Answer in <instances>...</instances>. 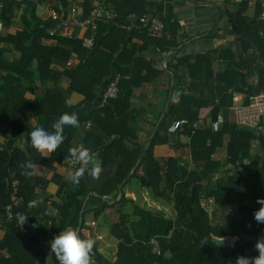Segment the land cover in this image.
<instances>
[{
  "label": "trees",
  "instance_id": "trees-1",
  "mask_svg": "<svg viewBox=\"0 0 264 264\" xmlns=\"http://www.w3.org/2000/svg\"><path fill=\"white\" fill-rule=\"evenodd\" d=\"M97 1L116 11L118 17L112 22H99L95 47L86 50L82 41L75 37H51L46 23L37 17V4L32 0H0V22L7 25L12 24L16 8H27L23 29L16 35L0 37V42L9 44L22 54L19 63H9L3 60V52L0 50V62L6 66L9 75L14 70L23 74L22 76L32 78L31 80L37 78L43 83L54 85L62 78H67L69 89L84 97L83 105L69 107L53 87L45 91V96L38 103L28 102L24 100L28 87L22 82L21 76L17 87L21 91L20 97H12V100L6 102L3 94H8L7 82L0 89V134H4L3 127L9 126L14 130L13 138L18 140L23 137L27 147L25 152L17 148V155L13 159L5 147H0V222L2 227H7V235L0 246L9 254L0 264H47L41 240L51 242L66 229L77 231L81 212L88 198L82 230L88 228V217L97 220L106 214L110 234L117 242L112 260L101 253L96 243L91 264H235L237 258L247 257V253L254 250L255 244L245 243L240 247L224 249L216 246L212 238L240 239L258 236L262 239L264 224H258L254 215L264 207L257 202L264 199V157L258 156L248 165L245 162L250 157L255 142L260 143L264 152V134L228 123L219 132L212 129L194 132L192 126L199 120L200 111L212 105L217 119L227 108L228 104L223 102L224 98L228 99L227 91L235 89L240 92L241 89L236 86L241 79L244 81L245 75L236 63L221 77L219 75L215 78L214 57L210 54L178 60L177 66L187 67L190 73L188 92L178 104L170 108L153 143L144 153L145 145L139 143L137 131L131 127L130 120H127V112L134 89L147 83L152 77L151 72L156 71L152 63L138 59L135 50H128L135 36L134 30L130 35L128 29L136 23L135 28L143 26L140 32L147 45L150 43L158 46L164 52L174 47L175 42L164 44V40H155L149 34L150 26L140 22L142 18L153 14L154 18L165 25L167 32L180 29L179 25L173 23V0ZM38 4H51L63 19H69L66 14L69 0H39ZM92 9V3L84 5L83 19L90 15ZM243 9L242 12L246 10V6ZM233 22L237 34L246 45L245 52L254 49L256 58L262 63L258 67L260 91L264 89V26L253 23L241 14L235 15ZM151 39L155 43H151ZM74 54H82L83 57V61L77 66L66 68L63 73L53 69L56 61L68 65ZM243 59L241 56L240 61ZM113 64L117 74L122 77L120 94L116 100L101 108L102 95H97L96 91L104 82L106 85L109 83ZM214 78L216 82L223 84V91L212 97L206 96L204 91ZM11 86L15 87L14 84ZM217 98L219 101L216 102ZM99 99L100 103L96 104ZM36 107L39 111L53 108L48 115L55 117L50 118L51 125L62 113L75 112L78 115L77 127H65L64 142L52 151L51 159L47 162L50 165L62 163V156L70 155V150L73 149L70 144L83 125L93 123L100 129L98 133H87L83 139V145L90 154L99 158L102 167L100 177L93 179L85 173L78 184L63 182L59 177V191L54 202L37 200L36 188L45 184L44 180L36 175L26 177L22 174V165L26 162L36 164L28 156L37 151L31 145V128L28 125L30 119L38 114ZM175 122L183 123L179 135L190 140L193 167L180 157L158 160L154 155L157 145L171 142L168 133ZM41 126L43 127L42 124L39 127ZM114 136L117 138L107 144ZM226 136L230 137V141L226 147L227 161L223 164L214 160L213 156L223 145ZM137 165L135 173L126 182ZM226 165L233 166L238 174L230 172L231 175L227 177L216 178ZM133 179L140 182L143 190L151 193L155 199L153 201L162 205L150 206L126 196L124 189L130 187L129 183ZM122 185V195L117 201ZM15 199H20L22 203L17 210L28 218L23 224V230L18 228L17 220L8 222L6 219V208L13 205ZM33 199L38 204L29 208L28 202ZM209 201L214 206L235 209L234 217L228 218L224 224H215L209 213ZM51 206L55 208L57 215L47 214ZM170 207L173 213L166 212ZM81 238L91 239L82 233ZM153 241L159 242L161 255L154 252ZM258 255L259 252L256 251L254 257Z\"/></svg>",
  "mask_w": 264,
  "mask_h": 264
},
{
  "label": "crops",
  "instance_id": "crops-1",
  "mask_svg": "<svg viewBox=\"0 0 264 264\" xmlns=\"http://www.w3.org/2000/svg\"><path fill=\"white\" fill-rule=\"evenodd\" d=\"M199 1H202L201 3L206 2L204 3L205 6L202 8H198L191 2V0H173V23L179 25L180 29L178 30L167 32L165 25L159 19L154 17L152 18V20L157 19L158 21H160L164 25V30L161 34H154L150 26L149 34L153 38H155V40H164V44H166V42H175V46L170 47L165 52L162 51V49H160L158 46L150 43L147 45L145 43V40L142 39V32H140V29L143 26L135 28L136 23H134L133 26L128 29L130 35H132L133 33L135 34L130 45L128 46V50H135L136 57L146 63H152L154 65V70L156 71V73L151 72L152 77L147 83L134 89L130 99V108L127 112V120H130L131 127L137 131L139 143L145 145V150H148L153 143V138L157 134L159 126L165 119L170 108L178 104L181 101L182 97L188 92V88L191 83L190 73L187 67H184L183 65L177 66L179 62L178 60L187 57L193 58L197 55L210 54L214 57L213 70L215 78L219 75L221 77V75L225 74L226 71H229V68L231 66H234L236 63L240 66V70L245 75V79L244 81L243 79H241L236 87H239L241 91L239 92L235 89H230L229 91H227L228 99L224 98L223 102L227 103L228 105L227 108L223 110L222 113H220V115L224 116L226 120L225 123H228L230 125L238 126L236 124L234 114L230 109L232 107L250 104L255 99L257 94L264 90L262 89L258 91V67L262 63L259 59L256 58V51L254 49L251 48L248 49L247 52H245L246 45L243 43V39L241 38V36L237 34L233 22L234 16L237 14H241L242 17L251 19L253 23L258 24L257 22L261 20L264 21V10L258 4L254 6L243 4L239 5L235 4L233 0ZM18 2H22V0H18ZM32 2L37 4L36 15L40 20L46 23V29L49 34L55 33V35L57 36H63L66 31H69L72 34L73 38L75 37L77 40L81 41L84 36L88 35L89 32H87L86 29L70 27L67 30V28L65 27V23H63L62 17L54 18L52 16L51 12L54 11L57 13V11H55L51 7V4H38L39 0H32ZM87 2L92 3L93 8L97 6H106L100 4L97 0H69V8L66 10V14L69 16L67 18L71 19L72 10L77 9V18L81 21L86 20L90 16L89 15L86 19H83L84 5ZM213 6L226 12L225 19L229 20L230 23L228 29L219 31V20L215 25L214 23L209 25V23L216 19L217 16L216 13L213 12ZM243 6H246V10L242 12V10H244ZM192 9L194 11L198 10L199 13L192 12ZM26 11L27 8L25 7L16 8L14 20L11 25L0 22L1 38H7V36L9 35H16L18 31L23 29V21L26 15ZM28 17H30V14L28 15ZM148 19L150 18L148 17ZM224 27H226L225 23ZM133 30L134 32L132 33ZM230 31H234L235 33L232 34ZM152 40L153 39H151V43H155V40L154 42H152ZM183 49H186V51H183ZM0 50L3 52V60H6L9 63H19L22 57L20 51L3 42H0ZM241 56L244 58L242 61H240ZM82 61V54H74L71 62L68 63V65L56 61L53 64V69L58 73H63L66 68H74ZM127 68L129 69L130 67ZM10 73L12 75H9L6 66L2 65L0 62V89L7 82L8 94L7 92H4L3 94L6 102L12 100V97H20L19 94L21 91L17 87H19L18 79H20L21 76L23 77L22 82L28 87V90L24 93V100L28 102L38 103L45 96V91L54 87L55 90L62 95L63 99L66 102H70L72 106L76 107L79 105H83L84 97L74 93L69 89V80L67 78H62L58 84L54 85L52 83H43L37 78L31 80L32 78L22 76L23 74L20 75L14 70H11ZM116 75L119 74H117L116 72ZM215 78L209 83L208 89L204 91L206 96L212 97L217 92L223 91V84L216 82ZM13 84L15 87L11 86ZM14 91H17V93ZM217 101H219V98L216 99V102ZM52 110L53 108H46L43 111H39L38 107H36V114L37 112L38 114L30 119L28 124L31 128V131L34 128L39 127L40 124H42L43 127H47V130H54L51 128L50 123V118L53 116H48ZM213 112L214 105L204 108L200 111L199 118L202 119L205 123L202 129H211L212 122L216 120ZM174 124H176V122ZM99 131V127H97L93 123L83 125L81 129H79L76 133L72 143L70 144L71 147L78 148L80 145H83V139L87 133H98ZM3 132L4 134H0L1 148L5 147L8 150L7 143L9 140L13 139V147L15 151L17 148L21 149L24 152L26 151L27 147L25 145L23 137L15 140L13 138L14 130L11 127H3ZM168 136L171 138V142H169L168 144L157 145L154 149L155 157L158 160L180 157L193 167V164L191 162L192 153L189 147L190 140L185 138L183 135H179V132L174 134L169 132ZM113 138L116 139L117 136H114ZM114 140L112 139L107 144H111ZM229 141L230 137L226 136L223 141V145L217 149L215 155L213 156L214 160L219 161L223 164L226 163V147ZM251 155H253V158L250 162H247L246 165L251 164L258 156L264 157V152L261 149L259 142H255L253 144ZM28 156L32 157L36 162L37 168L35 175L41 180L45 181V184H41V186L36 188L37 200L42 202L49 200L51 202L56 201L59 191L57 179L61 177L63 182L71 181V175L76 171L71 169L65 161L66 157H68L69 155L62 156V163L55 162L53 165L47 163L51 159L52 152L35 151L32 154H28ZM92 156L94 157V159H96V162L99 163V158L96 155ZM230 172H236L238 174V171H236L233 166L226 165L221 174L217 175L216 178L227 177L231 175ZM124 193L129 198H132L142 204L148 203L150 206L156 207L162 205L158 202L153 201L151 193L147 190L136 189L130 186L124 189ZM21 205L22 203H20V206ZM56 212L57 211L55 210V208L51 206V208L48 209L47 214H49L50 216L57 215ZM209 213L214 223L218 225L224 224L228 220V218L230 219V217H234L236 210L231 208L228 209L226 207L214 206L213 203H209ZM86 221L88 228L82 230V234L87 238L95 239L96 241H104L103 236H101V234H99L98 232L99 229L104 226L107 227L108 232L110 233V225L108 220L106 219V214H103L97 220H93L91 217H88ZM18 225V228L20 230L24 229V225H20L19 222ZM6 235L7 227L3 225V227L0 229V242L4 241ZM50 246V242L45 239L41 240V249L46 255L47 263L48 259L50 260V258L52 257ZM110 246H112V243H109L107 245V249H109ZM116 247L117 244L115 243L114 255L116 253ZM102 251L104 252L105 250ZM7 257H9L8 252L2 249V247L0 246V261Z\"/></svg>",
  "mask_w": 264,
  "mask_h": 264
},
{
  "label": "clouds",
  "instance_id": "clouds-1",
  "mask_svg": "<svg viewBox=\"0 0 264 264\" xmlns=\"http://www.w3.org/2000/svg\"><path fill=\"white\" fill-rule=\"evenodd\" d=\"M71 107V103L67 102ZM79 124L78 115L73 113H62L55 119L51 125L54 130H47L44 127H36L30 133L31 145L37 151L52 152L54 149L60 147L64 142V129L66 126L77 127ZM70 156L73 160L79 162L80 167L71 175V182L78 184L80 179L87 173L93 179H98L102 172V167L99 163L92 164L93 156L90 151L84 146L80 145L78 148L70 150ZM23 175L32 177L36 174L37 165L31 161L22 165ZM264 205V199L257 201ZM38 201L33 199L28 202V207L37 206ZM26 218L24 215L18 216V222L23 225ZM254 219L258 224H264V207H261L255 212ZM214 238V237H213ZM212 238V239H213ZM51 243V252L56 256L59 264H91L94 255V246L96 241L94 239H83L76 230H62L54 237ZM256 248L259 255L254 258L239 257L235 264H264V239L258 240Z\"/></svg>",
  "mask_w": 264,
  "mask_h": 264
},
{
  "label": "built area",
  "instance_id": "built-area-1",
  "mask_svg": "<svg viewBox=\"0 0 264 264\" xmlns=\"http://www.w3.org/2000/svg\"><path fill=\"white\" fill-rule=\"evenodd\" d=\"M235 4H243V5H259L264 10V0H233ZM52 16L54 18H61V16L58 14V12L52 11ZM118 17V14L116 11L109 9L106 6H97L93 8V10L90 13V16L84 20L81 21L77 18V9L72 10V18L69 20L63 19V23H65V27L67 30L70 27H77L81 29H86L87 32L90 33V35L84 36L82 39L83 47L86 50H92L95 47V36L98 31V23L100 21L105 22H112ZM135 18V17H133ZM142 24H147L151 26L152 32L154 34H161L164 30V25L158 21L157 19H148V18H142L140 20ZM51 37L56 36L55 33H50ZM64 37H67L69 39H72L73 36L69 31H66L63 35ZM120 82H121V76L116 75L113 79L109 81V83L106 85V88L103 91L102 99H101V108L106 107L112 100H116L119 97L120 94ZM231 112L234 114V118L236 121V124L244 129L253 130L255 132H260L264 134V90L257 94L255 99L247 105H240L238 107H232ZM226 120L223 115H219L217 119L212 122L211 129L214 132H219L223 125L225 124ZM204 121L199 118V120L193 124L192 128L194 132L201 130L204 126ZM183 126V123L176 122V124L172 125L169 129V132L174 134L178 133L180 128ZM66 163L67 165L73 169L77 170L80 165L79 162L73 160V158L69 155L66 157ZM96 159L92 160V163H90L89 168H91L92 164H95ZM17 184H15L16 186ZM21 200L15 199L14 204L11 206H8L6 208V219L8 222H12L17 220L18 216L22 215L21 212L17 210V208L20 206ZM209 203H212L209 201ZM2 228V223L0 222V229ZM154 246V252L157 255H161L160 245L158 241H153Z\"/></svg>",
  "mask_w": 264,
  "mask_h": 264
},
{
  "label": "water",
  "instance_id": "water-1",
  "mask_svg": "<svg viewBox=\"0 0 264 264\" xmlns=\"http://www.w3.org/2000/svg\"><path fill=\"white\" fill-rule=\"evenodd\" d=\"M191 2L194 4V5H196L198 8L200 7V8H202V7H204L205 6V4L204 3H206V2H203V3H201L202 1H199V0H196V1H193V0H191ZM211 5V4H210ZM192 12H194V13H199V11L198 10H193L192 9ZM213 12H215L216 13V19H214L211 23H209V25L210 24H213L214 23V25L216 24V22H218V20H219V26H218V30L220 31V30H226V29H228V27H229V20H227V19H225V16H226V12H224V11H222L221 9H219V8H216L215 6H213ZM149 18L150 19H152L153 18V15H150L149 16ZM201 19V18H200ZM224 23L226 24V27H224ZM259 25H261V26H264V21H259V22H257ZM214 25H213V27H214ZM225 28V29H224ZM232 34H234L235 32L234 31H230ZM183 51H186V49H183ZM115 75H116V68H115V65L113 64V66H112V73H111V76H110V78L108 79V80H111V79H113L114 77H115ZM105 85H106V82H104L98 89H97V91H96V94L97 95H99V96H101L102 95V93H103V91H104V88H105ZM98 103H100V99L98 100V102L96 103V104H98ZM115 138H113V140H114ZM13 145H14V140L13 139H11V140H9L8 141V143H7V148H8V151L10 152V154H11V158L13 159L15 156H16V151L14 150V147H13ZM146 151L147 150H145V152L144 153H146ZM252 158H253V155H251V157L245 162V165L247 164V162H250L251 160H252ZM140 163V162H139ZM139 163H138V165H139ZM138 165L136 166V168L133 170V172L130 174V176L127 178V180H126V182L127 181H129L130 179H131V176L135 173V170L138 168ZM125 182V183H126ZM122 187H123V185L122 186H120V194H119V198L117 199V201L120 199V197H121V195H122V191H121V189H122ZM96 196H98V195H96ZM89 199V198H88ZM88 199L86 200V202H85V204H84V207H83V210H82V212H81V218H80V224H79V228H78V230H77V232H78V234L81 236V233H82V228H83V215H84V213H85V210H86V207H87V201H88ZM103 200H105L106 201V199H104L103 198ZM116 201V202H117ZM112 204H114V203H112ZM262 239H264V234H263V238ZM258 240H260V238L258 237V236H256V237H243V238H231V237H228V238H225V239H218V238H213V243L216 245V246H218V247H220V248H224V249H232V248H236V247H240L241 245H243V244H245V243H254L255 244V248H254V250L251 252V253H247V257H251V258H254V255H255V253H256V251H257V248H256V244H257V242H258ZM50 251H51V246H50ZM251 255V256H250ZM47 264H59V261L57 260V258H56V256L52 253V257L50 258V260L48 259V263Z\"/></svg>",
  "mask_w": 264,
  "mask_h": 264
},
{
  "label": "rangeland",
  "instance_id": "rangeland-1",
  "mask_svg": "<svg viewBox=\"0 0 264 264\" xmlns=\"http://www.w3.org/2000/svg\"><path fill=\"white\" fill-rule=\"evenodd\" d=\"M129 186L131 187H134V188H138V189H142L141 185H140V182L137 180V179H133L130 183H129ZM153 200L154 197H152ZM167 207V206H165ZM208 209H209V206H208ZM167 213H173L172 211V208H168V210H166ZM99 234H101V236H103V240L104 241H99L97 240L96 243L99 247V249L101 250V253L103 252L102 250H105L103 252V254L105 256H107V258L109 260H112V257L114 256V250H115V243L117 244V242L115 241V239L110 235V233L108 232V229L107 227H104L102 226L100 229H99ZM97 234V233H96ZM109 243H112V246L109 247V249H107V245Z\"/></svg>",
  "mask_w": 264,
  "mask_h": 264
}]
</instances>
